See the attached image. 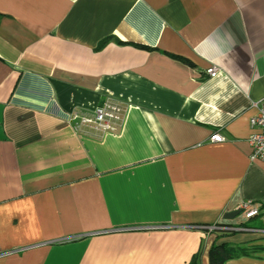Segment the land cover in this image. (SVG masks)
Instances as JSON below:
<instances>
[{
  "label": "crops",
  "instance_id": "0c3cea01",
  "mask_svg": "<svg viewBox=\"0 0 264 264\" xmlns=\"http://www.w3.org/2000/svg\"><path fill=\"white\" fill-rule=\"evenodd\" d=\"M263 98L264 0H0V264H264ZM105 100L116 133L73 131Z\"/></svg>",
  "mask_w": 264,
  "mask_h": 264
},
{
  "label": "built area",
  "instance_id": "2783aa9c",
  "mask_svg": "<svg viewBox=\"0 0 264 264\" xmlns=\"http://www.w3.org/2000/svg\"><path fill=\"white\" fill-rule=\"evenodd\" d=\"M205 73L210 78H215L218 74L216 67L208 68ZM255 114L249 118V128L251 130L248 138V143L251 148L250 161H260L264 163V98L253 104ZM125 116V110L122 104L111 100H105L102 104L97 106L91 114H85L80 111H73L68 114L67 122L75 132H92L97 134L116 133ZM210 141L213 143H220L224 141V138L215 133L210 137ZM240 214L250 221L253 218L258 217L262 212L252 201H246L239 206ZM167 229V226H146L132 228L125 231H158ZM208 232L213 231H226V232H240V231H259L255 228H249L244 225L232 227L223 225H213L205 227ZM100 233H93L89 235H97ZM85 237V235H79L74 237H68L60 242H71L79 240ZM5 253H0V257L5 256Z\"/></svg>",
  "mask_w": 264,
  "mask_h": 264
},
{
  "label": "trees",
  "instance_id": "16d2710c",
  "mask_svg": "<svg viewBox=\"0 0 264 264\" xmlns=\"http://www.w3.org/2000/svg\"><path fill=\"white\" fill-rule=\"evenodd\" d=\"M242 247L232 248L228 244L213 245L209 253V264H223L225 261L240 255H247Z\"/></svg>",
  "mask_w": 264,
  "mask_h": 264
},
{
  "label": "water",
  "instance_id": "95a60500",
  "mask_svg": "<svg viewBox=\"0 0 264 264\" xmlns=\"http://www.w3.org/2000/svg\"><path fill=\"white\" fill-rule=\"evenodd\" d=\"M239 215H240V211L237 210V211L225 214L224 218L227 219V220H232V219L236 218Z\"/></svg>",
  "mask_w": 264,
  "mask_h": 264
},
{
  "label": "rangeland",
  "instance_id": "374dc122",
  "mask_svg": "<svg viewBox=\"0 0 264 264\" xmlns=\"http://www.w3.org/2000/svg\"><path fill=\"white\" fill-rule=\"evenodd\" d=\"M242 217V215L240 214L239 216H237V218H241Z\"/></svg>",
  "mask_w": 264,
  "mask_h": 264
}]
</instances>
